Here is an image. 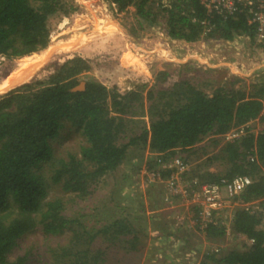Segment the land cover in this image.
<instances>
[{"label": "trees", "instance_id": "trees-1", "mask_svg": "<svg viewBox=\"0 0 264 264\" xmlns=\"http://www.w3.org/2000/svg\"><path fill=\"white\" fill-rule=\"evenodd\" d=\"M108 1L121 13L134 7L141 22H156L158 12L165 18L168 37L173 41H234L249 35L255 42L256 27L248 16L225 20L218 14L210 15L201 0H175L168 7L161 0ZM74 7L71 0H0V57L22 60L47 50L52 38L50 20L69 16ZM91 70L87 60L76 57L57 67L46 80L25 84L0 98V264H26V257L10 260V256L29 233L39 231L50 238L63 234L73 224L64 216L61 199L48 201L54 187L83 198L93 185L124 164L130 147L142 143L151 154L168 160L179 150L193 151L206 138L225 137L242 128L245 133L228 142L214 159L228 166L225 174L208 172L195 178L209 184L237 177L252 180L234 198L239 207L232 226L234 234L252 244L246 252L231 251L208 259L211 264H264V130L256 134L249 127L264 122V82L256 84L249 94L232 88L219 89L210 96L182 81L170 92L160 91L159 101L149 95L154 101L149 112L150 128L129 144L119 145L126 128L124 118L133 112L135 104L144 107L142 92L136 89L121 94L84 79ZM258 74L264 78V70ZM168 78L167 72H161L157 82L164 84ZM83 82L85 90L74 92ZM68 126L86 141L80 158L71 152L66 157L55 155L54 143ZM154 166L156 160L150 167ZM205 231L214 239L226 235L224 228L214 224ZM100 234L112 236L110 239L133 233L122 220L92 238ZM62 251L54 264H108L89 250Z\"/></svg>", "mask_w": 264, "mask_h": 264}, {"label": "rangeland", "instance_id": "rangeland-1", "mask_svg": "<svg viewBox=\"0 0 264 264\" xmlns=\"http://www.w3.org/2000/svg\"><path fill=\"white\" fill-rule=\"evenodd\" d=\"M71 2L75 10L69 16L59 15L50 20L51 43L47 50L39 53L40 56H48L40 70L33 72L35 78L26 84L46 80L60 65L81 57L92 67L84 79L96 81L110 90L116 89L121 94L140 90L144 107L135 104L133 112L124 118L126 128L119 145L129 144L131 139L150 128L149 112L154 101L149 95L159 101L160 91L170 92L174 85L182 81L210 96L219 89L230 91L232 88L234 91L243 89L249 94L256 84L264 82L258 74L264 69V50L256 42L254 51H247V46L242 44L224 47L211 43L210 48L218 45V50L223 51L218 58L211 61L210 57L199 59L196 55L194 59V53L184 52L183 47L181 49L179 42L183 41H173L168 37L165 18L158 12L154 16L156 22H141L134 7L116 15L112 13L113 4L108 0ZM107 19L119 25L121 32L96 33L98 25H104ZM82 35H90V38L80 50L62 56L49 51L52 46L67 44ZM196 59L202 64L210 63L215 71H201V65L198 67L195 63ZM23 60L0 57V87L17 74ZM236 63L239 64L237 70ZM161 72L169 74L164 84L157 82V75ZM235 80L238 82L233 86ZM143 87L144 90L141 89ZM249 127L257 134L264 130V122H255ZM237 131L233 130L225 137L206 138L193 151L179 150L170 157H180L189 164L190 171L181 177L184 180L182 186H188L197 174H225L228 166L214 159L220 156L228 142L236 139L232 136ZM85 145L80 132L68 126L54 143L55 155L66 157L71 152L78 156ZM157 158L140 143L129 148L124 164L93 185L88 196L81 198L77 193H65L61 187H54L50 190L48 201L61 199L65 204L64 216L73 224L63 234L50 238H45L39 231L29 233L20 241L10 260L26 257V264H54L56 256L62 254L65 248L75 253L87 250L98 253L108 264H211L209 257L220 258L231 251L246 252L251 241L232 231L239 206L233 202L215 219L214 225L224 228L226 235L218 239L209 237L189 199L170 197L167 184L150 183L144 175V170L159 169L158 166L150 167ZM168 179L165 178V183ZM167 197L171 198V204L166 202ZM256 206L253 210L257 209ZM122 220L131 227L133 234L110 239L112 236L100 234L92 238Z\"/></svg>", "mask_w": 264, "mask_h": 264}, {"label": "built area", "instance_id": "built-area-1", "mask_svg": "<svg viewBox=\"0 0 264 264\" xmlns=\"http://www.w3.org/2000/svg\"><path fill=\"white\" fill-rule=\"evenodd\" d=\"M175 0H161L164 7H168ZM201 4L206 8L210 15L218 14L225 20L228 18H237L241 14L248 16L250 24L256 27L255 42L264 50V0H201ZM112 13L118 15L119 9L115 4L112 5ZM207 23H203L206 25ZM205 42L204 51L201 56L210 57L209 60L214 61L223 51L218 50V45L214 49L209 45L221 44L224 47L232 45L246 47L247 51H254L255 42H252L251 36L242 35L234 41L224 40H209ZM210 43V44H209ZM253 49V50H252ZM200 67V64L197 63ZM205 67V64H202ZM236 70L239 64H235ZM242 67V66H241ZM264 70V69H261ZM245 133L242 128L233 134V138H240ZM229 135V134H228ZM238 137V138H237ZM231 138V137H230ZM158 170H144V175L148 177L150 183L167 184L171 196H181L189 199L196 210L198 221L206 230L209 224H215V219L224 213L228 206L234 202V198L242 194L248 186L252 184V180L247 177H237L232 181L222 179L218 184L203 183L198 178H194L190 183L182 186L184 180L181 178L190 171L189 164L183 161L180 157L164 160L163 158L156 159ZM171 172L170 176H164L165 173ZM169 178L165 183V178ZM167 197L166 202L171 204V198ZM252 243V242H251Z\"/></svg>", "mask_w": 264, "mask_h": 264}, {"label": "bare ground", "instance_id": "bare-ground-1", "mask_svg": "<svg viewBox=\"0 0 264 264\" xmlns=\"http://www.w3.org/2000/svg\"><path fill=\"white\" fill-rule=\"evenodd\" d=\"M121 28L119 25H117L114 22H111L107 19L106 23L104 25H98L96 29V33H113V32H121ZM92 36V34H91ZM90 38L86 35L78 36L72 39L67 44L60 43L59 46H55L49 50L53 51V54H57L59 56H62L63 54H66L68 52H73L82 49L85 46V43L87 42V39ZM52 54V55H53ZM48 56V54L43 55H34L33 57L24 58L25 60L21 61L20 69L18 70L17 74L11 77L10 80L5 82L4 85L0 87V96L9 92L10 90L17 88L19 86H22V84H26L27 82H30L33 78H35L36 74H33V72H38L41 68V64L44 62L45 58ZM51 56V55H50ZM36 62V64H34Z\"/></svg>", "mask_w": 264, "mask_h": 264}, {"label": "crops", "instance_id": "crops-1", "mask_svg": "<svg viewBox=\"0 0 264 264\" xmlns=\"http://www.w3.org/2000/svg\"><path fill=\"white\" fill-rule=\"evenodd\" d=\"M180 43V45H181V49H182V47H183V51L185 52H187V53H190V52H192V53H194V59H195V56L196 55H198L197 57H199V59H201L200 57H202L201 56V54L203 53V51H204V46H205V41H199V42H197V43H191V44H188V43H185V42H179ZM206 43H208V42H206ZM210 44V43H209ZM202 52V53H201ZM193 58V57H192ZM195 61V60H194ZM198 63V64H200L201 66H204V65H202V61L200 60V62H199V60L198 59H196V61H195V63ZM194 63V62H193ZM207 62H205V67H200L201 68V71H215V70H213V67L212 66H210V63H207ZM204 64V63H203ZM199 67V66H198Z\"/></svg>", "mask_w": 264, "mask_h": 264}, {"label": "water", "instance_id": "water-1", "mask_svg": "<svg viewBox=\"0 0 264 264\" xmlns=\"http://www.w3.org/2000/svg\"><path fill=\"white\" fill-rule=\"evenodd\" d=\"M86 88V83H82L78 88L74 90V92L84 91Z\"/></svg>", "mask_w": 264, "mask_h": 264}]
</instances>
